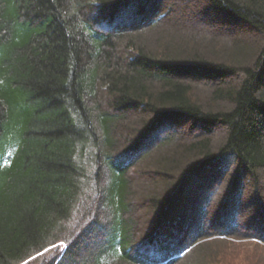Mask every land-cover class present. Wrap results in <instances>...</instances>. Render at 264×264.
Returning a JSON list of instances; mask_svg holds the SVG:
<instances>
[{
  "label": "trees",
  "instance_id": "obj_1",
  "mask_svg": "<svg viewBox=\"0 0 264 264\" xmlns=\"http://www.w3.org/2000/svg\"><path fill=\"white\" fill-rule=\"evenodd\" d=\"M194 6L255 41L158 0H0V264L61 241L48 264L264 261V0Z\"/></svg>",
  "mask_w": 264,
  "mask_h": 264
},
{
  "label": "rangeland",
  "instance_id": "obj_2",
  "mask_svg": "<svg viewBox=\"0 0 264 264\" xmlns=\"http://www.w3.org/2000/svg\"><path fill=\"white\" fill-rule=\"evenodd\" d=\"M196 2H197V0H158V7H159L161 13L169 11L168 16L169 15L171 16L172 14H178L179 16H181V18H183L185 20V24H184L185 27H187L188 29H191L195 32H198L199 34L206 35L209 33L210 36L220 35L222 38H227V39L231 38L232 40L238 36H244V37L247 36L251 39L252 42L255 41L254 34H252V35L247 34V31L244 29L234 28V29L227 30V29L221 28L220 26H218L216 24L211 23L209 19L205 18L203 15H199V13L196 11V6H194V4H196ZM158 37H159V35L151 36V40H149L151 46L155 45ZM181 37L185 38L186 34L184 33V34L179 35V38H181ZM250 45H252V43H250ZM249 55H250V52H249ZM249 55L246 57H249ZM226 56L229 60L230 55L226 54ZM205 94H206V92L203 91L202 96L205 97ZM134 122H136L135 117L132 118V123H134ZM175 132H176L175 137L179 136V138H180L179 140L187 139V140L194 141V140L199 139L200 137L206 136L204 134H203V136H202V134L197 135V131L190 132V131H188L187 128H184L183 130H177L176 129ZM216 135H217V133H216ZM223 180H225V179H223ZM263 180H264V177H263ZM245 183H248V177L246 175H245ZM218 185H220V184H218ZM226 186L227 185L225 184V182H224V184H221L220 188H222V189H221L220 194L216 198L212 199V203L210 204L212 214L215 213V210L217 209L218 205L222 203V201H223L222 198L224 196V195H222V193H223V190H225ZM142 187L145 190V189H147L148 186H147V184H144ZM243 187H244V185H243ZM193 189L190 188L189 191L191 190V192H194L195 190H193ZM191 192H190L189 196L191 195ZM199 193H197V194L200 195ZM195 198H198V196ZM242 198H243L242 200H245V201L250 200L249 202H245V201L242 202L243 208H241V212H240L241 215H240L239 219H241V222L243 221V223H244L245 222L244 220H246L245 214H247L248 211L249 212H252V211H255V212L258 211L259 212L260 207L258 206L259 204L255 203L254 201H251V199H249L248 192H247V196L246 195L242 196ZM187 200L189 202L188 203L189 207L192 208L190 200L189 199H187ZM192 201L194 204L193 198H192ZM263 201H264V187H263ZM250 202H251V204H250ZM143 208H144V206H141L138 208L140 215H142V212L144 210ZM232 208L233 207L229 208V204H228V210H230V214H231V212H233ZM189 212H190V216H189L190 219L194 218L193 208L188 210V213H186V216H187V214L189 215ZM231 216L232 215H230V217ZM261 221H263V220L260 217V220L258 219L256 221L255 225L260 224ZM242 226L245 227V229H247V230L249 229V228H247L245 223ZM60 244H61V242L57 245H60ZM63 249H64L63 247H60L59 249L54 248V247L47 248V250H44L43 252L39 253V255L37 254V255L33 256L32 258H30L29 260H27L28 264H43V262H45V264H48L49 262H52V260L54 261V258H56L58 256V254ZM218 251L222 255H224V254L227 255V251H229V249H226L223 247L222 250H218ZM260 253H262V252L259 250H254V249L252 251H249V252H245V250H243V251H240L238 253H235L234 259L239 264H251L255 261V258ZM257 264H264V261L258 262Z\"/></svg>",
  "mask_w": 264,
  "mask_h": 264
},
{
  "label": "snow or ice",
  "instance_id": "obj_3",
  "mask_svg": "<svg viewBox=\"0 0 264 264\" xmlns=\"http://www.w3.org/2000/svg\"><path fill=\"white\" fill-rule=\"evenodd\" d=\"M3 39H6V36H4ZM9 155H11V153H10ZM52 247H54V248H58V249H59L60 247L67 248V245H66L63 241H61V244H60V245H57V244L53 243V244H52ZM46 250H47V249H46ZM38 255H39V254H38ZM62 255H63V253H62ZM24 264H28V261L26 260V261L24 262Z\"/></svg>",
  "mask_w": 264,
  "mask_h": 264
}]
</instances>
